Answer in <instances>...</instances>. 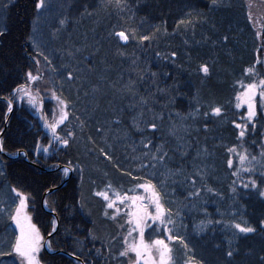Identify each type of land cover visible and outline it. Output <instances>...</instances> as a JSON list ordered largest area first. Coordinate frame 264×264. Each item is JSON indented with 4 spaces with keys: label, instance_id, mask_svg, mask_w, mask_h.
Masks as SVG:
<instances>
[{
    "label": "trees",
    "instance_id": "trees-1",
    "mask_svg": "<svg viewBox=\"0 0 264 264\" xmlns=\"http://www.w3.org/2000/svg\"><path fill=\"white\" fill-rule=\"evenodd\" d=\"M35 2L0 0V97L12 98L26 74L39 69L43 79L36 87L47 122L57 101L53 92L67 103L68 118L56 134L69 144L39 151L48 136L33 108L17 97L8 114L0 99V191L15 187L29 196L28 213L44 238L57 220L47 240L52 252L42 250V264H126V257L104 247L114 224L94 193L108 184L126 191L146 178L159 186L174 231L188 245L171 242L174 264L189 256L196 264H264V170L232 176L238 157L227 151L236 147L259 158L264 145L260 110L255 130L249 125L242 140L235 127L245 117L235 108L239 82L252 79L245 69L255 66L264 78L256 62L263 45L248 19L252 3L264 9V0H123L122 11L115 0H46L39 12ZM119 31L130 36L127 43L116 37ZM144 35L150 40L141 42ZM217 106L219 117L211 112ZM165 153L163 163L140 168ZM65 167L73 168L68 178ZM250 179L256 189L241 186ZM197 190L199 196L190 197ZM233 222L256 231L240 234L227 227ZM9 225V216L0 215L5 247L15 237Z\"/></svg>",
    "mask_w": 264,
    "mask_h": 264
},
{
    "label": "snow or ice",
    "instance_id": "snow-or-ice-1",
    "mask_svg": "<svg viewBox=\"0 0 264 264\" xmlns=\"http://www.w3.org/2000/svg\"><path fill=\"white\" fill-rule=\"evenodd\" d=\"M215 3V0H213ZM46 0H36L35 8L39 12L47 7ZM3 8H7V3L2 5ZM126 5L123 4V0H115V8L118 11H122ZM249 22L252 21V14H248ZM63 24V20L60 21ZM2 34V33H0ZM116 37L120 41L127 43L130 36L125 31H119L115 33ZM257 38L264 43V35L261 32L256 33ZM141 42L150 40L147 35L140 37ZM227 40V37H225ZM175 56V53L172 54ZM47 59V58H46ZM259 63V61H257ZM39 64V61H37ZM205 74L209 69L207 66H202L201 69ZM245 77H251V82L244 83L239 82V88L241 91H237L235 95V108L240 109L242 105H247L246 117H241L243 123H235V127L239 129V138L242 140L249 125L255 130V119L257 117L256 105L254 103L255 97L259 94L262 101H264V78L260 77V74L256 72L255 66L245 69ZM72 79L71 73L68 76ZM43 79V74L37 69V74H33L31 71L26 74V83L18 86L13 90L12 98H9L8 110L11 111L15 99L18 97L20 100H27V103L37 111H42V101L40 95V89L36 87L37 83ZM52 98L57 100L59 106V118L56 119V112L53 111V120L51 123L47 122L45 116H41V119L45 121V128L51 131L52 140L57 143L67 146L69 140L58 136L57 129L59 125L65 123L68 118V112L66 111L67 103L59 99L55 92L52 93ZM41 105V107H38ZM264 107V104H262ZM212 115L221 116L222 108L213 107L211 109ZM207 115V113L205 114ZM149 127L154 131L156 125L153 123ZM99 131V129H98ZM67 135L71 137L72 132H68ZM51 143V141H50ZM150 143L143 144L145 149H148ZM261 152L259 158L256 155H251L245 151L244 153L237 152L236 147H231L227 151L229 153H236L238 157V166L231 172L232 176L238 177L241 172L252 173L257 168L264 170V145H261ZM44 153H48L49 148L43 149ZM159 151V150H158ZM4 152L2 141H0V153ZM103 152V150H102ZM23 155H27L24 153ZM147 155V154H146ZM167 154L163 156L154 154L151 156V161L147 164L142 163L140 168H154L155 162L163 163ZM106 158H108L106 156ZM227 166L229 169L234 167V161L231 156L227 160ZM65 177L73 171L71 167L63 168ZM131 175V173H126ZM264 175V171L261 173ZM133 180H138L136 176H132ZM191 184L195 185L196 180L191 179ZM241 186L245 189L251 187L256 189L257 183L254 179L248 180L247 183L241 182ZM235 189H233L234 191ZM211 191V190H210ZM11 197L7 198V206H5V198H0V215L7 214L12 224L15 225L13 234L15 239L7 242V247L0 244V259H6L11 261V264H42V250L52 252V244L50 241H45L41 234L40 229L35 223L32 222V217L28 214V201L29 196L19 191L17 188L12 187L10 189ZM50 194V192H49ZM95 196L102 198L104 201V215L113 221L118 220L121 217H126L125 223L120 225L121 229H127L126 234L123 235V250L119 252V257H127L130 264H174L173 247L170 246L172 241H179L185 249L188 245L183 237L178 236L174 231L175 221L172 216L173 213L169 208L165 206L163 194L159 186L152 182L151 178H146L143 182H137L132 188L122 191L114 188L111 184L105 186L104 190L96 191ZM259 195L264 197V191H260ZM199 196V190L195 193H190V197ZM14 205V207H12ZM45 208H48L47 200L44 201ZM54 211V209H50ZM217 223H221L217 221ZM261 229L264 230V220L260 222ZM11 227V225H9ZM240 234L254 233L256 229L252 226H248L247 222H233L227 225ZM56 231V221H52V232ZM157 232L164 238H156L146 240L147 232ZM49 233V236L52 235ZM54 254V253H53ZM134 254V259H133ZM75 255V254H72ZM233 252L229 250L227 252L228 257H232ZM264 260V258H262ZM79 264V261H76ZM185 264H196L191 256H189Z\"/></svg>",
    "mask_w": 264,
    "mask_h": 264
},
{
    "label": "rangeland",
    "instance_id": "rangeland-1",
    "mask_svg": "<svg viewBox=\"0 0 264 264\" xmlns=\"http://www.w3.org/2000/svg\"><path fill=\"white\" fill-rule=\"evenodd\" d=\"M251 6H252V9H251L252 12H251V14H252V21H253L252 23H253V25L255 27V30H256V32L259 31V32H261L262 35H264V9H261L256 4L253 5V3H252ZM253 6H254V8H253ZM259 41L263 45V47L260 48L263 51L261 52V55L258 56V61H259V63L262 66H264V58L262 56V54L264 55V43H262V41L260 39H259ZM41 101H42V111H37L36 109H33V110H34V114L36 116V122L44 128V132L47 133V136H48V138H47V145L40 144L39 146H37V149L39 151L41 150L42 152H44L43 151L44 148H49V150H51L52 145H53L54 148L55 147L56 148H60V147H62L63 144L57 143L55 140H52L51 139V137H52L51 131L48 128H45V126H44L45 125V121L41 119V116L42 115L44 116L43 99L42 98H41ZM56 102L57 101H55L54 111L56 112V119H58L59 118V106H58V104ZM254 103H255L256 107H257V105H259L261 115L264 116V107H262V104H264V101L261 100L259 94H257V96L255 97ZM38 107H41V105H38ZM241 109H243L244 114H245V117H246V115H247V105L246 104L245 105H242ZM256 111H257V117L256 118H260L258 109H256ZM10 113H8V114H10ZM52 120H53V116H52L51 120L48 123H51ZM50 141H51V143H50ZM59 169H60V167H59ZM11 195L12 194L10 193V189L7 188V187L6 188H3L0 191V198H5V206H7V198L11 197ZM12 207H14V205H12ZM103 207H104V205H103ZM102 213L104 214V210L102 211ZM125 220H126V217H121V218H119L116 221L111 220V222L114 224L113 225V232H114V234L110 238H108L107 241L105 239L106 242L104 243L105 244L104 247H105V249L107 251H110V249H111V250H114V252H118V255H119V252L121 250H123L122 237H123V235L126 234L127 229L125 228V229L122 230L121 227H120V225L124 224L125 223ZM10 224H11V229L13 231L14 228H15V225L12 224L11 221H10ZM158 236H160L159 233L148 231L147 234H146V240H151V239L159 238ZM162 238H164V237H162ZM14 239H15V237L13 238V240ZM114 241H115V245L112 246V242H114ZM110 252L112 253V251H110ZM126 259H127L126 264H128V263L130 264L129 259L127 257H126ZM133 259H134V254H133Z\"/></svg>",
    "mask_w": 264,
    "mask_h": 264
},
{
    "label": "water",
    "instance_id": "water-1",
    "mask_svg": "<svg viewBox=\"0 0 264 264\" xmlns=\"http://www.w3.org/2000/svg\"><path fill=\"white\" fill-rule=\"evenodd\" d=\"M0 99H2V100H5V101H8V98H5V97H0ZM11 111H9V110H7V112L6 113H10ZM3 132V131H2ZM2 132H0V136H1V133ZM21 152H18L17 153V156L20 154ZM0 154H3V152L2 153H0ZM42 171H44V168H40ZM71 173V172H70ZM70 173L68 174V176H67V178L70 176ZM63 184V183H62ZM61 184V185H62ZM61 185H59V186H61ZM54 188H56V187H54ZM54 188H51V189H48L45 193H44V195H43V197H42V202H43V200H44V196H45V194L46 193H49V192H51V191H53L54 190ZM43 208L46 210V208H45V206L43 205ZM50 214H52L54 217H56V215H55V213L54 212H50ZM56 227H57V220H56ZM52 232V231H51ZM53 233V232H52ZM48 237H49V235L45 238V241L47 242V240H48ZM59 252H61V253H64V254H67V253H65V252H62V251H59ZM68 256H72L71 254H67ZM73 257V256H72ZM79 260V259H78ZM80 261V260H79ZM80 263L81 264H84L83 262H81L80 261Z\"/></svg>",
    "mask_w": 264,
    "mask_h": 264
},
{
    "label": "flooded vegetation",
    "instance_id": "flooded-vegetation-1",
    "mask_svg": "<svg viewBox=\"0 0 264 264\" xmlns=\"http://www.w3.org/2000/svg\"><path fill=\"white\" fill-rule=\"evenodd\" d=\"M256 109H258V112H259V110H260L259 105H257ZM256 119H257V118H256ZM258 120H259V118H258ZM258 120H257V121H258ZM256 123H257V122H256ZM263 143H264V134H263Z\"/></svg>",
    "mask_w": 264,
    "mask_h": 264
}]
</instances>
